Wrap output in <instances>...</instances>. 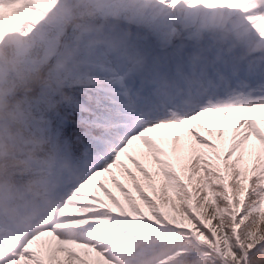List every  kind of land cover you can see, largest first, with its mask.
<instances>
[{"label":"snow or ice","instance_id":"1","mask_svg":"<svg viewBox=\"0 0 264 264\" xmlns=\"http://www.w3.org/2000/svg\"><path fill=\"white\" fill-rule=\"evenodd\" d=\"M70 25L67 99L35 121L55 161L0 218V264H264V0H0L32 70ZM20 74L0 62V86Z\"/></svg>","mask_w":264,"mask_h":264},{"label":"clouds","instance_id":"2","mask_svg":"<svg viewBox=\"0 0 264 264\" xmlns=\"http://www.w3.org/2000/svg\"><path fill=\"white\" fill-rule=\"evenodd\" d=\"M75 25H92V17L85 15ZM69 36L59 40V47L51 60L32 70L24 63L25 56L18 54L7 43L0 47V62L11 69L15 66L20 75L0 86V218L33 200L40 191L38 170L55 161L52 146L35 125L37 116L67 99L64 80L75 68L76 45L81 29L68 28ZM52 38H56L55 32ZM97 40L95 43H101ZM43 46L33 48L29 55L38 61Z\"/></svg>","mask_w":264,"mask_h":264},{"label":"trees","instance_id":"3","mask_svg":"<svg viewBox=\"0 0 264 264\" xmlns=\"http://www.w3.org/2000/svg\"><path fill=\"white\" fill-rule=\"evenodd\" d=\"M261 126H262V130L264 131V121H261ZM187 127V126H186ZM219 131V129H213L212 130V134H209V132L205 129L203 130L202 133H199L201 136H205L207 137L208 139L212 140L213 143H217L216 139H215V135H216V132ZM225 132V139H224V143L222 145V150H224L225 148V145L227 144V142H230V135L224 130ZM191 138L187 136V133H183L182 135V141L183 140H190ZM194 143V142H193ZM195 147L197 149H199L200 151H203V152H210L211 150L209 149H203L200 145H195ZM183 163H187V158H185V160L183 161ZM175 164H176V168L177 170L179 171L180 169V164H178L176 161H175ZM145 166L148 168L149 172H154L157 168V166L155 164H151V163H148V164H145ZM182 178H185L184 175H182ZM162 179V177L160 178ZM114 190V189H113ZM258 260L261 259V257H257Z\"/></svg>","mask_w":264,"mask_h":264},{"label":"rangeland","instance_id":"4","mask_svg":"<svg viewBox=\"0 0 264 264\" xmlns=\"http://www.w3.org/2000/svg\"><path fill=\"white\" fill-rule=\"evenodd\" d=\"M259 111H260V110H254V111L248 113V115L251 116L254 120H256L257 123L260 125V127H261V129H262V126H261V120H260L259 117H258V112H259ZM228 115H229V120L232 121L234 117H236V116H238V115H241V114H240V113H229ZM205 123H207V119H205ZM192 127H194L195 130H196L198 133H202L203 130H205V128H204L203 126H201L198 122H193ZM224 130H225L226 132L228 131L227 133H228V134L230 135V137H231V130L228 128L227 125H225ZM161 131H164V130H161ZM262 131H263V130H262ZM230 139H231V138H230ZM230 143H231V140H230V142H227V144L225 145L224 150H226V149L228 148V146L230 145ZM247 146H248L249 148H251L252 146L259 147V141H257L255 137H253V136L250 135V136H249V139H248V141H247ZM172 163H173V166L176 167L175 160H173Z\"/></svg>","mask_w":264,"mask_h":264}]
</instances>
